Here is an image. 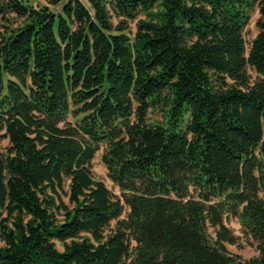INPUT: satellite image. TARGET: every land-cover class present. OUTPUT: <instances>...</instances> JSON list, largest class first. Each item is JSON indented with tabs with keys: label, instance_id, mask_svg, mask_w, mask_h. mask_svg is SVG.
<instances>
[{
	"label": "trees",
	"instance_id": "obj_1",
	"mask_svg": "<svg viewBox=\"0 0 264 264\" xmlns=\"http://www.w3.org/2000/svg\"><path fill=\"white\" fill-rule=\"evenodd\" d=\"M86 1L0 0V264H264V0Z\"/></svg>",
	"mask_w": 264,
	"mask_h": 264
},
{
	"label": "rangeland",
	"instance_id": "obj_2",
	"mask_svg": "<svg viewBox=\"0 0 264 264\" xmlns=\"http://www.w3.org/2000/svg\"><path fill=\"white\" fill-rule=\"evenodd\" d=\"M25 4H30L33 8L37 9L43 6L48 7L52 12H59L60 8L63 4L60 3L57 6H52L49 4V0H22ZM85 7H89L88 2L86 0H79ZM263 1V0H259ZM140 18H143L142 16ZM259 18V9L258 6L255 7L253 10L250 21L247 27L244 30V39L246 41L247 47L249 43L253 40V38L257 35L258 30L256 27V22ZM14 22H20V20L13 19ZM16 24V23H15ZM132 30H134V24H131ZM252 79L255 77V75L250 72ZM149 119L151 121H161L162 120V112L158 108H156L154 111L150 112ZM8 145L7 140H0V152H4L6 147ZM102 151L100 150L96 153L93 161H92V168L91 172L93 175V178L97 181H101L107 190L116 197L120 196V192L117 187L113 185V183L109 180L107 177V171L104 167V165L101 162V155ZM68 194V183L64 184L63 187V193L61 194V200L62 202L70 207L69 200L67 197ZM126 216V209L124 210L123 215L121 216V219L125 218ZM224 224L226 228L231 232V234L236 238V244L235 245H225V248L231 255H235L238 258H241L242 260H247L253 256L257 255V250L255 246L251 243V241L248 239V237L243 233L242 227L240 225V222L235 217H227L224 221ZM115 225V222L111 223V227ZM209 234L213 236V231L211 229H208ZM57 248L62 249V245L59 243H56Z\"/></svg>",
	"mask_w": 264,
	"mask_h": 264
}]
</instances>
